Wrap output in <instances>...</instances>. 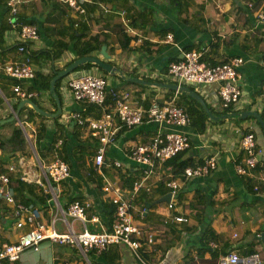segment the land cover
Here are the masks:
<instances>
[{"label": "crops", "instance_id": "crops-1", "mask_svg": "<svg viewBox=\"0 0 264 264\" xmlns=\"http://www.w3.org/2000/svg\"><path fill=\"white\" fill-rule=\"evenodd\" d=\"M249 3H253L252 9L248 8ZM262 8L264 0H90L80 15L59 0H22L13 19L19 26H34L38 32V40L29 43L22 54L16 49L18 29L9 25L11 17L5 0H0V127L3 126L0 138H8L19 127L26 143L23 153L16 152L8 158L0 150V168L3 172L13 166L11 180L17 177L27 186H35L34 193L44 199V204L34 200L28 191L32 201L25 204L10 188L15 201L39 210L41 221L47 226L54 219L55 230L59 224L61 233H66L67 227L58 209L65 211L72 202L79 201L86 209L87 220H98L97 224L86 223V229L94 232L100 231L99 225L107 230L111 224L110 208L114 207L110 198L118 188L125 195L124 200L133 205V221L155 236L154 244L144 245L140 251L147 264H218L219 257L227 253L247 256L252 251L264 264V187L260 182L264 178V133L255 117V120L240 122L239 116L225 117L231 114L215 116L223 112L218 87L206 86L194 91L218 119L213 121L208 116V120L201 119L203 129H200V119L192 125L189 116L188 126L163 129L188 136L189 148L175 162L176 166L183 161L192 165L188 167H196L214 158L215 169L206 175L183 178L182 172L176 173L172 165H156L144 183L147 189L133 195V183L143 178L145 168L129 159L131 149L148 143L160 130L159 126L145 123L118 130L115 142L105 148L104 166L97 168L94 157L101 144L71 116L79 114L84 120H99L103 109L75 101L67 89L69 79L90 74L107 80V92L127 93L128 104L133 108L147 110L154 102H175L184 109L190 96L172 89L177 85L168 76V65L180 61L185 51L198 50L203 51L201 61L211 66L243 60L238 69L241 97L233 109L260 117L264 115V22L257 20V12ZM77 30H85L79 40L78 35L75 38L72 35ZM167 36L172 37L171 42L166 41ZM124 38L129 40L126 48L121 46ZM96 41L106 47L110 60L105 62L121 74L110 75L98 67H78L56 82H59L55 94L60 100L61 113L55 118L39 115L30 105L21 107L24 100L12 91L16 85L24 93H37L31 102L40 110L52 115L57 112L55 101V106L50 102L53 99L50 92L34 90V80L7 77L2 71L4 64L23 63L28 57L35 76L54 78L57 72L81 58L78 49L83 44L93 42L94 45ZM42 52L51 55L44 57ZM99 52L100 49L89 56L103 60ZM181 87L191 90L188 85ZM110 104L109 94L106 106L110 108ZM18 108L17 119L11 121ZM246 131L254 134L263 162L247 174H239L236 167L245 159L241 135ZM55 151L68 165L70 173L63 182L51 183L49 189L40 171L41 166L54 159ZM79 158L84 163L78 164ZM114 162L121 164L120 169L111 167ZM22 169H31L41 176L43 187L22 181ZM170 181L179 186L173 198V210L167 208V203H155L171 192L167 187ZM107 186L110 194L103 191ZM255 186L260 190L255 191ZM144 206L147 210L142 217L139 212ZM10 213V208L1 202L0 248L17 242L32 227L17 229ZM175 216L187 222L175 223ZM67 222L75 232L83 230L79 222L71 218ZM207 233L212 239L206 237ZM86 259L70 246L43 242L39 250L24 252L16 264H140L123 246L109 247L103 254L92 251Z\"/></svg>", "mask_w": 264, "mask_h": 264}, {"label": "built area", "instance_id": "built-area-1", "mask_svg": "<svg viewBox=\"0 0 264 264\" xmlns=\"http://www.w3.org/2000/svg\"><path fill=\"white\" fill-rule=\"evenodd\" d=\"M78 14H84V6L90 0H59ZM22 0H5V6L11 19L8 21L12 28L17 30V51L24 54L25 48L29 43L38 40L37 29L32 25H20L14 18L18 14ZM253 3L248 4L252 9ZM257 20L264 22V8L257 12ZM167 42L172 41L171 36L166 37ZM202 52L198 50L185 51L182 59L168 65V76L172 78L177 88L186 85L199 86H217V96L220 100L222 109L236 107L239 104L241 90L239 88L238 73L239 67L243 64L242 59H233L227 63H221L214 66L207 65L201 61ZM3 73L14 80H32L34 72L30 67L29 58L25 57L24 62H11L2 66ZM67 89L73 99L91 105L100 106L103 109L102 117L99 120H84L79 114H73L72 119L76 120L79 126L86 128L97 137L101 147L97 150L94 157L96 167L104 166V154L107 145L113 144L118 130L122 128H133L145 123H155L160 130L148 140L146 144H138L131 149L129 159L136 165L144 167V176L141 180L133 183V195L140 190L147 189L145 181L152 175V169L156 165H162L166 161L183 154L189 148L188 136L177 131H165L163 128L174 129L184 128L190 123L189 115L186 111L177 106L175 102H166L158 104L154 102L147 110L133 108L128 104L129 96L127 93H117L115 91L107 92V80L104 77L95 75H82L71 78L67 82ZM13 93L23 100H31L37 96V93H24L16 85L12 89ZM111 96L112 104L110 108L106 106L107 97ZM264 97V88L262 89ZM22 130V124H20ZM164 130V131H162ZM241 148L245 152V159L242 165L236 167L239 174H247L254 170L263 162V154L257 146L255 136L252 132H245L241 135ZM58 149V146H56ZM54 159L45 167L41 166L43 179L47 188L51 189V183L58 184L69 177V167L60 160L55 151ZM23 166H21L22 168ZM111 167L120 169L121 164L114 162ZM215 159L209 158L202 165L196 167H187L183 170V178H192L206 175L215 169ZM15 168L9 166L0 173V200L6 204L12 217L15 219V227L23 229L24 226H32L23 232L18 241L11 244H4L0 248V264H16L21 261L24 252L39 250L43 242H51L58 245H67L76 249L81 256L86 259V255L92 251L101 253L112 246L126 247L133 257L140 264H147L139 255V249L144 245L151 246L155 242L153 233H148L133 221V205L130 201L124 200V194L118 189L113 190L114 195L110 202L114 207L113 219L110 230L104 229L99 224L100 231L91 232L86 229V223L97 224L98 220L92 218L87 220L86 209L79 202H72L67 210L58 209L61 213V220L66 225L67 232L59 233L55 230L54 219L50 226H47L42 220L39 210H32L21 203L15 201L14 195L10 189V174L14 173ZM40 170V169H39ZM21 180L43 187L41 176L38 177L35 171L22 169ZM264 184V178L260 180ZM167 187L171 190V199L167 203V208L173 210V198L178 192L177 182L170 181ZM259 187L255 186L254 190ZM105 193L110 194V186L103 189ZM144 210L139 212L142 214ZM67 218L77 221L81 224L83 230L75 232L72 226L67 222ZM175 223H186L187 219L179 216L173 217ZM63 264H70L64 262ZM218 264H262L258 254L239 256L236 253H227L218 259Z\"/></svg>", "mask_w": 264, "mask_h": 264}, {"label": "trees", "instance_id": "trees-1", "mask_svg": "<svg viewBox=\"0 0 264 264\" xmlns=\"http://www.w3.org/2000/svg\"><path fill=\"white\" fill-rule=\"evenodd\" d=\"M84 33H85V30L84 31L77 30L74 33H72V35L74 36V38H75L76 35H78L77 38L79 40V39L82 38ZM128 42H129V40L127 38H124V41L121 42L122 48H126L127 45H128ZM100 47H101V43H99L97 41H96V43H94V45H93V42H87L86 44H83V46L81 47L82 49H80V50L78 49V52H79L78 53V57H87L92 52H94L96 50L98 51L100 49ZM187 51H189V50H187ZM25 52H26V49H25ZM42 53H43L44 57H49L51 55L49 52H42ZM91 67H96L97 68V66H95L94 64L88 63V64H84L79 69H88V68H91ZM51 78L52 77H50V76H43V75H40V74H38L37 76L34 75V87H33V89L34 90H38V91H42V92H45V93L49 92ZM58 84H59V82L56 83L55 86H57ZM191 91L194 92L193 89H191ZM184 96H186V95H184ZM50 102H51V104L53 106H55L53 99L50 98ZM183 106H184V109L186 110V112L188 113V115L190 116V118L192 119V125L195 124V123H193L194 120L200 119L199 128L203 129L202 128L203 127L202 120H208V117H207L206 113L203 111V108L200 106V104L198 102H196L193 98L188 97V103L184 104ZM209 111L211 112L210 109H209ZM226 114H241V113L238 110H234L233 107H229V108L223 109L222 113H219V114L215 113L214 115L215 116H220V115H226ZM260 118H261L262 123L264 125V115L260 114ZM237 119L240 122L241 121L250 120V119H254L255 120V118H253V117H247L245 120H241L240 118H237ZM258 125L260 126V124H258ZM2 127H0V128H2ZM25 149H26V143H25V140H24V137H23V133L19 129V127L18 128L15 127L13 129L11 135L8 138H6V139L4 137L0 138V150L2 152V156L3 157L8 158V157L12 156L16 152L23 153L25 151ZM180 156H181V154L176 156V157H174V158H172V159H170V160H168V161H166L165 165H172L173 168L177 169L176 173H180V172L183 173V170L185 168H187L188 166H192V165H190L187 162L180 161L178 163V166H176L175 162H177V160L180 158ZM77 163L78 164L79 163L82 164L84 162H83V160L81 158H79ZM1 172H2V170L0 168V173ZM262 187H264V184L262 185ZM10 188L15 191V193L17 195L16 198L19 199L20 201H22L25 204H28V203H30L32 201L31 197L28 198L27 191L31 194V196H32V198L34 200L40 202L41 204H44V199L42 197L37 196L34 193L35 186H31V185L27 186L25 183L21 182L17 177L16 178H12L11 184H10ZM259 190H260V188H259ZM1 202L2 201L0 200V204H1ZM146 208L147 207L144 206V208L142 209L144 211L142 212V214H140L141 216L145 215V213H146L145 211L147 210ZM110 212H111L110 221L112 222L113 214H114V208H110ZM110 228H111V224H109L107 230L109 231ZM91 232H93V231H91ZM94 232H96V231H94ZM207 236H209V238L212 239V236L209 233L206 234V237ZM141 249H139L138 253H139L140 257L142 258V254L140 253ZM104 251H102L101 253L103 254ZM250 253H254V252L252 251Z\"/></svg>", "mask_w": 264, "mask_h": 264}, {"label": "water", "instance_id": "water-1", "mask_svg": "<svg viewBox=\"0 0 264 264\" xmlns=\"http://www.w3.org/2000/svg\"><path fill=\"white\" fill-rule=\"evenodd\" d=\"M100 55L102 56V59H99L98 57L95 56H87V57H81L79 59H76L75 61H73L71 64H69L66 68H64L62 71L57 72L54 76V78H52L51 82H50V87H49V92L51 93V96L53 98V100L55 101V104L57 106V112L55 114H49L44 112L43 110H40L34 103H32L31 101L28 100H24L21 102V107L23 105H30L32 107V109L37 112L39 115L44 116V117H49V118H55L57 116L60 115L61 113V106H60V100L59 98L56 96L55 94V83L61 79H63L64 77L68 76L70 73H72L74 70H76L78 67H80L81 65L84 64H94L98 67L99 70H102L103 72L113 75L115 73H117L118 75L121 74L118 70H116L113 66H111V64L105 62V61H109L110 58L108 57V55L106 54V47L102 46L100 48ZM142 83V82H141ZM171 88V86H166ZM173 90H179L181 92H184L186 94H188L191 98L195 99L204 109L205 113L207 114V116L215 121L218 118L213 116V114L209 111V109L207 108V106L205 105L204 101L194 92H192L190 89H188L187 87H180L177 88L176 86H173L172 88ZM18 112H19V108L18 110L13 113V116L11 117V121L17 119L18 116ZM228 116H239L241 119H245L246 117H255L257 119V121L260 123L262 131L264 133V125L262 123V120L260 119V117L252 112H243L241 114H231V115H226L225 117ZM171 199V193L166 194L164 197H162L161 199H159L157 202L155 203H169ZM149 205H147L148 207Z\"/></svg>", "mask_w": 264, "mask_h": 264}, {"label": "rangeland", "instance_id": "rangeland-1", "mask_svg": "<svg viewBox=\"0 0 264 264\" xmlns=\"http://www.w3.org/2000/svg\"><path fill=\"white\" fill-rule=\"evenodd\" d=\"M188 87L189 88H191V89H193L194 91H199V89L201 88V87H203V88H205L206 89V86H199V85H188ZM215 87V86H214ZM257 132H259V130L257 129ZM58 225V227H59V224H57ZM56 228V230L59 232V233H61L60 231H59V228Z\"/></svg>", "mask_w": 264, "mask_h": 264}, {"label": "clouds", "instance_id": "clouds-1", "mask_svg": "<svg viewBox=\"0 0 264 264\" xmlns=\"http://www.w3.org/2000/svg\"><path fill=\"white\" fill-rule=\"evenodd\" d=\"M26 48H27V46H26ZM26 48H25V49H26ZM16 49H17V46H16ZM24 54H25V53H24ZM29 60H30V59H29ZM32 80H34V78H33ZM31 100H32V99H31ZM31 100H30V101H31ZM28 101H29V100H28ZM99 168H100V167H99ZM69 170H70V169H69ZM63 211H64V210H63ZM67 220H68V218H67ZM62 233H64V232H62Z\"/></svg>", "mask_w": 264, "mask_h": 264}]
</instances>
